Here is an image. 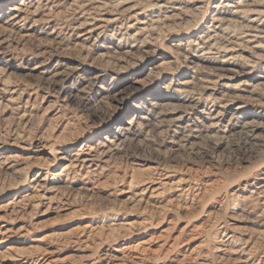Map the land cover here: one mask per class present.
<instances>
[{
	"label": "rangeland",
	"instance_id": "1",
	"mask_svg": "<svg viewBox=\"0 0 264 264\" xmlns=\"http://www.w3.org/2000/svg\"><path fill=\"white\" fill-rule=\"evenodd\" d=\"M237 1L0 0V264H264V0Z\"/></svg>",
	"mask_w": 264,
	"mask_h": 264
},
{
	"label": "bare ground",
	"instance_id": "2",
	"mask_svg": "<svg viewBox=\"0 0 264 264\" xmlns=\"http://www.w3.org/2000/svg\"><path fill=\"white\" fill-rule=\"evenodd\" d=\"M49 1V0H48ZM94 1V0H93ZM245 1V0H244ZM40 2V1H39ZM38 2V3H39ZM99 2V1H98ZM243 1L241 0V1H237L235 4H230V6L232 7H234V9H236V11H238V9H239V7L241 6V4H243L242 3ZM44 3V2H43ZM96 3V2H95ZM248 3V2H247ZM37 4V3H36ZM162 4V3H161ZM245 4V3H244ZM243 4V5H244ZM47 5V4H46ZM57 5V4H56ZM248 5V4H247ZM161 6V5H160ZM250 6V5H249ZM248 6V7H249ZM177 8V7H176ZM15 10H16V12H17V15H18V13L21 11L20 9V7H16V8H14ZM23 9V8H22ZM246 9V8H245ZM92 10V9H91ZM180 10V9H179ZM242 10H243V8H242ZM86 11V10H85ZM250 11V10H249ZM234 12H235V10H234ZM251 12H252V10H251ZM260 12V11H259ZM263 12V11H262ZM249 13V12H248ZM247 13V14H248ZM89 14V13H88ZM246 14V13H245ZM253 14H254V12H253ZM262 14V13H261ZM17 15H15L16 17H17ZM14 16V17H15ZM22 16V15H21ZM26 16V15H25ZM247 16V15H246ZM259 16V15H258ZM20 17V16H19ZM24 17V16H23ZM235 17V16H234ZM116 18V17H115ZM255 18V17H254ZM24 19V18H23ZM109 19V18H108ZM226 19V18H225ZM230 19V18H229ZM102 20V19H101ZM236 20V19H235ZM253 20V19H252ZM213 21L214 22H216V24H217V22L219 23V24H222V22H223V18H219V17H214L213 18ZM228 21V20H227ZM230 21V20H229ZM234 21V20H233ZM249 21H251V20H249ZM109 22V21H108ZM14 23H15V21H14ZM19 23V22H18ZM234 24V23H233ZM245 24V23H244ZM98 25V24H97ZM224 25V24H223ZM218 26L219 25H217L216 27H214L215 28V31H217V29H218ZM228 26V25H227ZM229 28H230V25H229ZM232 28V27H231ZM230 28V29H231ZM238 28V27H237ZM240 28V27H239ZM117 29V28H116ZM246 29V28H245ZM212 30V29H211ZM226 30V29H225ZM236 30V29H235ZM250 30V29H249ZM228 31V30H227ZM223 32H225V31H223ZM236 32V31H235ZM243 32V31H242ZM241 32V33H242ZM227 33V32H226ZM250 33V32H249ZM248 34V33H247ZM137 35V34H136ZM252 36H254V37H256V35H254V34H252ZM259 36V35H258ZM223 37V36H222ZM244 37V36H243ZM208 39H209V37H207ZM211 38V37H210ZM216 38V37H215ZM238 38V37H237ZM221 39H224V38H221ZM251 39V38H250ZM253 39V38H252ZM201 40H202V38H201ZM239 40V39H238ZM203 42V41H202ZM216 42H219L218 40L216 41ZM222 42V41H221ZM228 42V41H227ZM250 42H251V40H250ZM213 43V42H212ZM215 43V42H214ZM242 43V42H241ZM243 44V43H242ZM260 45V44H259ZM210 48V47H209ZM225 48V47H224ZM219 49V48H218ZM210 50V49H209ZM222 50V49H221ZM217 51V50H216ZM223 51V50H222ZM213 52V51H212ZM215 52V51H214ZM208 54V53H207ZM214 55V54H213ZM218 56V55H217ZM203 57V56H202ZM232 57V56H231ZM237 57V56H236ZM214 59V58H213ZM230 61V60H229ZM225 62V61H224ZM199 64V63H198ZM197 64V65H198ZM207 69V68H206ZM229 69H231V68H229ZM233 69L234 68H232V71H233ZM225 70V69H224ZM211 71V70H210ZM225 71H227V70H225ZM238 71V70H237ZM236 74V73H235ZM238 74V73H237ZM228 76V75H227ZM219 77V76H218ZM231 77V76H230ZM233 77V76H232ZM221 78H224L223 76L221 77ZM220 79V78H219ZM186 81V80H185ZM185 81H184V84H186L185 83ZM189 82H192V81H190V80H188ZM246 81V80H245ZM213 82V81H212ZM211 82V83H212ZM216 82V81H215ZM261 82V81H260ZM264 82V81H263ZM183 83V82H182ZM242 83V82H241ZM229 85V84H228ZM234 86V85H233ZM257 86V85H256ZM214 87V86H213ZM257 88V87H256ZM245 89V88H244ZM255 90V89H254ZM210 91V90H209ZM250 91H251V89H250ZM252 92V91H251ZM254 92V91H253ZM236 97H238L237 95H235ZM240 96H243V95H240ZM209 97V96H208ZM212 97V96H211ZM210 97V98H211ZM247 97V96H246ZM225 100V99H224ZM228 100V99H227ZM233 100V99H232ZM144 117V116H143ZM145 119V118H144ZM147 119V118H146ZM188 125V124H187ZM189 127V126H188ZM119 130L121 131V132H114V133H112V135L109 137V136H105V138H104V140H102V141H100V142H98L97 144H98V146H99V148H101V149H106L107 147H108V149L110 148V147H112V146H117L118 144L116 143L117 141L119 142V141H121L122 140V137L124 136V135H126V134H124V130H127V132H128V128L126 129L125 127H119ZM131 131V130H130ZM188 136V135H187ZM125 139V138H124ZM124 141V140H123ZM124 142H126V141H124ZM123 142V143H124ZM122 143V142H121ZM97 146V145H96ZM97 146V147H98ZM122 147V146H121ZM95 148H93L92 147V145L90 146L89 144H86V143H84L83 145H82V147L79 149V151H78V156L77 157H79V158H76L77 160H78V162L77 163H79V162H82V163H84V162H86V163H90V162H92V161H94V158H95V156H96V152H95V150H94ZM113 149V148H112ZM111 149V150H112ZM97 150V149H96ZM107 151V150H106ZM101 152V151H100ZM110 152V151H109ZM104 153V152H103ZM76 154V153H75ZM100 155V154H99ZM63 157V156H62ZM81 157H83L82 159H81ZM74 159V158H73ZM99 159V158H98ZM97 160V159H96ZM72 161V160H71ZM76 162V161H75ZM74 163V162H73ZM70 165L72 164V163H69ZM69 164H67L68 165V167L70 166ZM75 164L76 163H74V165L73 166H75ZM87 164V165H88ZM66 165V166H67ZM72 165H71V167H72ZM83 165V164H82ZM85 166V165H84ZM96 166V165H95ZM68 167H66V168H68ZM71 167H69L70 169H71ZM80 168L81 167H83V166H79ZM88 167V166H87ZM65 168V167H64ZM64 168H62L63 170H64ZM75 168V167H74ZM94 168V167H93ZM96 169V168H95ZM66 170H69V169H66ZM103 170V169H102ZM70 171V170H69ZM96 171V170H95ZM68 172V171H67ZM69 173V172H68ZM159 175V174H158ZM168 177V176H167ZM41 180L42 179H44V178H40ZM39 179V175L37 176V178L35 177V178H33V181H36L35 183L37 184V185H40L41 184V182L39 181L40 180ZM162 179V178H161ZM153 181V180H152ZM164 182V181H163ZM34 183V182H33ZM40 183V184H39ZM168 184V183H167ZM34 188V187H33ZM49 188V187H48ZM147 188V187H146ZM146 190H148V189H146ZM152 191H153V189H151ZM53 191V190H52ZM263 191V190H262ZM144 192H145V189H144ZM141 193H143L142 191H141ZM261 193V192H260ZM151 195V194H150ZM36 196V195H35ZM142 196H143V194H142ZM258 196H259V194H258ZM151 197V196H150ZM257 197V196H256ZM33 198H34V196H33ZM51 199V198H50ZM149 199V198H148ZM147 203V202H146ZM2 233V232H1ZM125 247V246H124ZM127 247V246H126ZM118 248V247H117ZM127 249V248H126ZM126 249H124V250H126ZM124 250L122 251L121 249H117L116 251H118L119 252V254H117V255H112L113 256V260L115 261V262H113L112 264H119V262L120 261H122V259L123 258H125L124 257V254L122 253V252H124ZM131 252H132V250H130ZM227 251V250H226ZM121 253V254H120ZM126 254V253H125ZM127 254H128V250H127ZM127 258V257H126ZM125 258V259H126ZM124 259V260H125ZM204 263V262H203Z\"/></svg>",
	"mask_w": 264,
	"mask_h": 264
}]
</instances>
